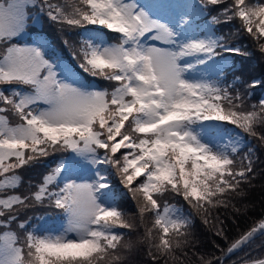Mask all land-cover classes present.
<instances>
[{"label":"snow or ice","instance_id":"6c2138e0","mask_svg":"<svg viewBox=\"0 0 264 264\" xmlns=\"http://www.w3.org/2000/svg\"><path fill=\"white\" fill-rule=\"evenodd\" d=\"M222 4V15H212ZM33 11L61 29L86 30L64 44L75 67L107 87L81 83L71 64L48 55L46 41L21 43ZM234 19L264 53V0H0V264H133L141 244L151 264H225L264 236L261 219L226 250L216 245L224 258L195 252L193 216L226 239L214 210L240 211L232 199L244 196L260 161L250 141L264 148V100L247 103L261 81L241 90L240 77L223 79L228 54H247L215 33ZM100 30L117 42L106 43ZM57 154L34 190L12 194L20 170ZM168 193L189 211L162 205ZM123 197L144 228L136 241L118 231L138 227ZM37 205L63 213L61 230L20 220ZM17 222L23 236L12 229Z\"/></svg>","mask_w":264,"mask_h":264},{"label":"trees","instance_id":"16d2710c","mask_svg":"<svg viewBox=\"0 0 264 264\" xmlns=\"http://www.w3.org/2000/svg\"><path fill=\"white\" fill-rule=\"evenodd\" d=\"M68 1L70 2L69 4L77 2V0ZM228 1L230 2V0H226V2ZM256 1L259 2V0ZM222 9L223 4L219 7V9L213 11L212 15H222ZM68 10L70 11L71 9L69 8ZM44 19L46 18L44 17ZM200 19H203V17H200ZM30 21L32 22V20ZM52 28L53 35L49 34V38L50 40L53 38H59L61 41L60 45L64 44L65 39L78 41L81 38L80 32L83 30L78 28L72 29L68 27L61 29L59 25L54 23H52ZM102 31L107 36L109 41L117 42V34L110 33L107 30ZM215 31L218 35H224L226 42L229 45L240 48L242 53H247L246 55L228 54V75L230 76L229 84L234 83L236 81V77H240L242 83L238 84L237 86L240 87L241 90H244V85L250 83L251 81H261V86L248 89V91L251 93L250 98L247 100L248 105L258 104L264 96V53H261L257 41L247 32L242 30L241 23L237 19H234L229 23H221L220 25L215 26ZM43 34V32H40V35ZM44 36L48 39V33L44 34ZM31 40L32 35H28L21 40V43L30 42ZM53 44L55 45L56 43L54 42ZM51 50L56 54L58 53L55 48H51ZM62 53L67 54L64 46ZM100 84L104 87L108 86V82L106 81L100 80ZM4 87L7 88L10 86ZM231 129H234V126H232ZM235 131L239 130L236 129ZM250 143L252 147L257 149V155H259L260 161L255 164V178L252 180L251 184H245L243 186L245 193L244 196H234L232 199V203L235 204L236 208H239L240 211L237 212L232 207H229L228 209L218 208L214 210V215H217L219 219L223 221L224 236L226 239L224 237L214 235V229L205 226L201 218L194 215L192 230L197 240V245L195 248V252L197 254H204L208 257L222 258L223 255L219 249L226 250L229 244L232 243L236 238L250 230L251 227L259 220L264 219V148H260L258 141L254 139L251 140ZM58 156L59 154H57V156H50L42 163L34 165V170L27 174L25 180L23 181L24 192L26 191V193H28L30 190L34 189V186L38 184L36 182L40 176H43L47 170H50L56 165L58 162ZM46 168L48 169L45 171ZM113 180L115 181V178ZM29 185H32L33 187L30 188ZM121 202H125L127 211L137 217L138 227L136 230L131 232L126 229H118V231L125 233L126 240L132 239L133 241H136L143 236L144 228L139 226V218L135 204L129 197H123ZM177 205L182 206L185 212L189 211L187 204L183 200L179 201ZM63 218L64 215L59 210L48 208L47 206L42 207L37 205L34 208L27 210L23 220L30 221L32 228L36 229L40 226L44 227L48 219L53 221H61ZM146 222L148 224L149 218ZM14 229H16V231L19 232L21 236H23L24 233L18 229V222L17 224H14ZM259 238L255 239L252 244L245 246L237 254L227 258L225 260V264H233L235 257L245 251L253 250L250 252V254H259V257H263L264 251H262V248L258 247L257 245L255 246ZM216 245H219V249L216 248ZM197 258L198 255L193 257V259ZM130 259L132 260L133 264H151V261L147 255V245H139L137 250L131 254ZM240 261L241 260L236 262Z\"/></svg>","mask_w":264,"mask_h":264},{"label":"rangeland","instance_id":"374dc122","mask_svg":"<svg viewBox=\"0 0 264 264\" xmlns=\"http://www.w3.org/2000/svg\"><path fill=\"white\" fill-rule=\"evenodd\" d=\"M54 2L55 3L62 4V5H65V4H69L70 3L68 0H54ZM138 2L141 3V4H144V5H151L154 2V0H138ZM187 2H189V3H198V0H187ZM255 2H258V1L255 0ZM206 13H207V11L205 12V15H206ZM31 14H32V16L35 19H33L32 22L29 21V31L25 34V36L23 38H25L28 35H32V41H30V42L46 41L47 42V49H46V51H47L48 55L53 60H55L56 57H60L65 64H71L68 61V59L65 56V54L62 53L63 46L65 48H67L65 46V44L60 45V42L61 41L59 40V38H53V39H51L52 41L49 38V34L51 35L52 34V31H53L51 21L44 19L43 16H39L35 11H33ZM197 18L200 19V17H197ZM34 25H35V27H34ZM214 28H215V26H214ZM92 31H96V30H92ZM40 32H43L44 34L48 33V39L44 36V34L43 35H40ZM215 33H216V35H218L216 31H215ZM86 34H87V32L85 31V35ZM102 38H103V40L106 43H109V42H107L105 40V37L103 36V34H102ZM53 41L56 43L55 45L53 44L54 43ZM30 42H23L22 44L30 43ZM51 48H55L56 51H58V53L56 54L55 52H53L51 50ZM71 65L75 69V71L79 74V77L78 78H79V81L81 83H84V84H86L89 87L94 88V89L104 88V86H99L98 85L96 78H92V77L88 76L87 74H83V72H81L78 68L75 67V64H71ZM228 65H229V63L227 62L226 65H225V72H224V76H223V79H224V81L226 83H230V76L228 75V70H229ZM85 75H87L88 77H90V80H87V76H85ZM262 100H264V96L262 97ZM225 127L228 128V129L230 128L229 129L230 131L233 130V129H231L232 128V125H227ZM33 170H34V166H32V167H26V168L20 170L19 174L21 175L22 183H21L20 187L17 190H15V192H13L12 194H21V195L26 194V191L24 192V188H23V181L25 180L26 175L29 174V173H31ZM36 173H37V171H36ZM82 175H83V178L84 179H88L91 176V173L84 172V173H82ZM42 178H43V176H40V178L37 180L36 183L42 182ZM73 178H75V174H74V177ZM115 181L113 180V183H116ZM27 192H28V190H27ZM166 197H169V198H166ZM181 200L182 199L180 197L175 196V195H173L171 193H168V194H165V197L161 199V204L163 205V203L166 201L170 205L171 204H174V205L180 207L179 205H177V203L179 201H181ZM120 206L123 208V210L125 212L129 213L127 211L125 202H121L120 203ZM26 212H27V210L25 212H22L21 213L20 219H22V220L24 219V215H26ZM148 218H149L148 226L150 227L151 226V222H152L151 214L148 215ZM58 221L59 220L53 221L51 219H48L46 221V224L44 225V227L43 226H40L39 228H36V229H39L40 232H44V231L57 232V231L61 230L62 226L64 225L65 218H63L59 222ZM12 229L14 231H16V229H14V224L12 225ZM256 245L258 247L262 248V251H264L263 250V247H264V236H260V238L257 240L255 246ZM251 251H253V250H251ZM251 251H245V252H242V253L238 254L235 257V260L234 261H239V260H243V259H251V258H264V256L263 257H259V254L258 255L257 254H250ZM237 264H239V262H237Z\"/></svg>","mask_w":264,"mask_h":264},{"label":"water","instance_id":"95a60500","mask_svg":"<svg viewBox=\"0 0 264 264\" xmlns=\"http://www.w3.org/2000/svg\"><path fill=\"white\" fill-rule=\"evenodd\" d=\"M260 237V235H257V237L255 238V239H257V238H259ZM244 248V247H243ZM243 248H241L240 250H238L237 252H235V253H233L232 255H230V256H228L227 258H229V257H231V256H233V255H235V254H237L239 251H241ZM222 258H224V257H222ZM226 258V259H227Z\"/></svg>","mask_w":264,"mask_h":264}]
</instances>
